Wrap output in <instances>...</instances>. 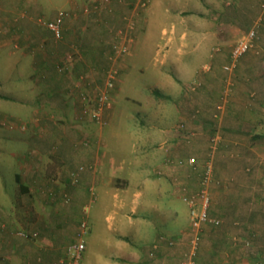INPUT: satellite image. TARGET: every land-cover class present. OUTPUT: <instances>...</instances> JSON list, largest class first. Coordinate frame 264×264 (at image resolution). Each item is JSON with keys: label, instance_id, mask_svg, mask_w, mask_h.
Wrapping results in <instances>:
<instances>
[{"label": "crops", "instance_id": "0c3cea01", "mask_svg": "<svg viewBox=\"0 0 264 264\" xmlns=\"http://www.w3.org/2000/svg\"><path fill=\"white\" fill-rule=\"evenodd\" d=\"M0 4L2 39L20 45V49L27 46V52L23 56L32 54L38 58L35 59L37 61L45 56L38 48L44 40L51 45L50 51H53V34L45 22L41 24L37 21L43 10L35 5L34 0H28L25 6L27 13L19 21L11 20L13 8L5 10L4 0H0ZM111 5L102 10V21L101 16L94 14L95 11L88 15L71 7L66 18L64 16L62 34L66 41L80 36V52L85 54L84 58L79 62V57L67 56V69L58 72L57 62L50 55L47 66H43L45 72H37H40L38 85L35 86L38 89L35 92L37 96L29 105L37 113V119L36 123L31 121L30 126L41 138L36 140L29 155H10L16 165L20 166L17 158H21L22 164L19 174L13 176V181L18 185V196L10 204L3 205L0 202V264H72L70 248L83 240L81 225L87 196L82 193L88 190L97 189L100 206L95 213L86 217L89 230L84 240L87 235L99 236V226L109 232V235H103L102 242L108 250L103 253V264H153L149 254L151 257L156 254L157 257L166 258L168 264H177L180 251L177 247L175 249L170 238H181L185 225H181L177 233L163 231L166 226L172 229L179 220V211L170 208L171 201H174L177 194L174 187L180 180V185L186 186L189 193V186H193L197 189L194 195L198 194L200 190L207 188L210 181L204 180L207 169L211 170V179L213 173L219 185L226 187L225 192L219 188L223 193L222 203L220 202L219 208L210 210L212 215L218 211L223 221L229 222L230 212L235 216L236 206L243 202L246 189H253L256 196L251 197L254 204L248 220L253 224L264 216V10L257 9L251 13L254 25L252 28L263 37L255 43L260 54L252 49L235 61L231 58V52L229 61L218 55L212 60L213 70L200 76V90L195 93L188 90L186 94L190 93L192 96L187 99L180 94L174 97L176 104H182L183 108L188 106L192 111L200 113L197 119L187 123L188 128L193 130L194 137H189L188 134L185 139L183 135H174V132H183V129H177L178 123L172 131H166L165 134L155 128L156 137L143 139V146L146 143H156V146L149 149L143 147L141 153L133 150L129 156L130 162L123 164V176L112 179V161L106 164L100 162L101 157L106 158L102 148L108 147L110 139L89 134L87 127L95 124L89 121L91 116L83 117L79 113L82 110L92 113L97 109L96 105L86 108V102L79 101V75L88 74V78H92L89 88L92 90L99 79V71L110 64L107 59V48L112 38L110 28L122 24L126 10L119 1L113 0ZM55 14L56 12H47L44 20L47 19V23L53 21ZM104 30L107 31L105 38L102 36ZM80 32L83 33L79 35ZM96 40L100 42L99 48L97 42L91 45ZM95 45L98 51L94 49ZM63 54H59L58 59L64 57ZM40 61L44 62V59L40 58ZM232 67L234 71L231 70ZM187 77L182 80L186 79V83L190 84L194 77ZM218 103L223 104L222 110L228 115H223L221 122L216 123L210 118L209 110H216ZM100 114L111 122L114 111L105 108ZM202 117L207 118L208 125L199 122ZM209 126L210 129L224 127V136L222 141H217L218 148L216 147L212 158L207 155V136L203 143L196 131H205ZM164 137L166 140L163 142ZM114 139L116 138L112 139V145ZM5 141L14 142V138ZM43 144L46 145L44 148ZM191 158L197 160V167L188 164ZM96 163L97 166L100 163V168ZM249 164L252 166V173L245 170ZM80 167L85 170L79 174ZM71 179H77V183L74 184ZM117 191H122L124 195L118 200L115 199ZM150 194L155 197L148 198ZM92 195L91 192L90 196ZM69 196L71 199L68 202ZM77 197L78 204L75 203ZM156 209L165 217L160 226L152 221L153 211ZM185 222L190 225V216L189 221L187 216ZM146 233L153 234L148 242ZM160 234L165 235L168 240L158 244Z\"/></svg>", "mask_w": 264, "mask_h": 264}, {"label": "rangeland", "instance_id": "374dc122", "mask_svg": "<svg viewBox=\"0 0 264 264\" xmlns=\"http://www.w3.org/2000/svg\"><path fill=\"white\" fill-rule=\"evenodd\" d=\"M115 1H119L126 10L123 14L122 24L119 27L110 28L112 38L107 48V59L110 64L103 67V71H99V79L96 80L95 87L92 86V90H89L92 78H88V74L79 75V101L86 102V108H92L96 104L98 95L108 90L106 95L108 101L103 109H112L114 115L110 122L108 118L95 112L97 116L100 114L99 124L93 117L94 112L87 111L85 113L82 110L79 113L83 117L91 116L89 121L95 124V126L89 125L87 127L89 134H93L97 138L110 139L107 142V150L102 148V151L106 153V158L104 156L99 160L101 164H106L111 160L113 173L110 177L120 179L123 176V164L130 162L129 156L132 155L133 150L141 153L143 147L149 149L156 146V143L150 145L146 143L143 146V139L156 137L155 128L165 134L166 131H172V128L178 123V127L181 126L183 132H174V135H183L185 139H187L188 134L189 137L191 135L194 137L195 134L192 129L188 128L187 123L197 119L200 113L192 111L188 106L183 108L182 104H176L174 97L180 94L187 99L188 96H192L190 93L186 94L188 90L194 93L200 90L202 86L199 82L200 78L213 70L214 63L212 60L219 55L223 60L228 59L229 61V54L233 47L249 32H255L254 43L263 38L255 28H252L254 25L252 24L253 16L251 13L257 9L264 10V0ZM112 2L113 0H34L35 5L40 6V9L43 10V14H40L41 18L37 17V21L41 24L44 22L47 24L46 21L48 20H44L47 12H56L53 20L56 19L59 12L65 14L66 18L71 7L88 15L95 11L94 14L100 17L104 12L102 10L111 7ZM4 3L5 7L3 8L5 10L13 8L10 14L11 20L19 21L23 18L22 15L26 12L25 6L28 4V0H15L14 2L4 0ZM103 18L101 16L100 20L102 21ZM92 29L91 31H93ZM2 31L0 29V35ZM88 31L90 30L88 29ZM75 33L78 32L75 31ZM82 33L80 32L79 35ZM106 33L107 31L104 30L103 38H105ZM64 38V34L60 39L52 37L54 45L52 52L49 48L51 45L43 39L44 42L38 47L40 53L45 55L43 58L40 57L44 59V62H41L40 58L39 61L35 60L38 58L32 54V57L23 56L24 52H27V46L20 49V45L0 37V156L4 155L3 158L0 157V202L3 205L13 202L19 193L18 185L13 181V176L19 174L22 162L21 158H17L20 166L16 165V161L10 158L11 153H17L18 157L19 155H29L36 140L41 138V135L38 136L33 127L30 126V122H35L37 119L35 117L37 113H34L32 107L29 106L37 96L35 92L38 89L35 86L38 85L37 80L40 77V72L38 74L37 72H45L43 66H47L50 55L54 62H57L56 70L58 72L67 69V56L68 58L70 56L79 57V62L85 56L80 52V36L79 38L76 36L75 39L68 38L67 41ZM5 42L8 45L3 44ZM96 42L99 48V40L92 42L91 45ZM96 45L94 49L98 51ZM253 49L260 54L259 48ZM59 51L64 53V57L58 59V55L61 54ZM94 53L92 52V54ZM56 59L58 61H55ZM188 60L190 63H187ZM224 67L228 68L227 66ZM233 68H231L232 71H234ZM185 76H188L189 79L194 77V80L187 84L186 79L182 80ZM108 82L112 84L110 89L107 86ZM154 91L161 93L165 98L155 96ZM222 103H218V107H215L216 110H209L210 118L216 123L221 122L223 115L225 117L228 115V113L223 112ZM199 122L208 125L206 117L200 118ZM109 123H111L110 126H108ZM222 128L224 127L218 128L217 126L216 129H210L209 126L205 131L196 130L199 132L197 136L203 143L207 136V155L210 158L218 146L217 142H211V140L222 141L224 136V129ZM10 138H14V142L5 141ZM113 138L116 139L112 145ZM165 140L166 137L163 138V142ZM163 142L160 143L159 147L162 146ZM45 146V144L42 145L43 148ZM155 149L154 151H156ZM195 163L192 165L193 167L197 165ZM192 166L191 168H193ZM97 167L100 168V163ZM251 168V164L246 166V172L252 173ZM84 170V167H80L79 174ZM194 171H197V175L199 174L196 168ZM210 173L208 174L209 177ZM152 174L155 173L152 172ZM161 175L165 176L162 173ZM211 175L212 179L210 178L207 184L210 199L207 217L212 219L216 217L219 220V225L204 224L200 228L198 239H194L195 234L191 232L190 225L185 222L187 216L189 221L190 215L188 205L184 202L187 195L193 196L197 189L189 186V193L186 186L180 185V180L179 183L176 182L175 184L174 188L177 194L174 196V201H171L170 208L179 211V222L177 221V225L172 229L166 226L163 231L177 233L181 229V225H185L181 238H170L171 242L175 244V249L177 247L180 251L177 264H264V216L260 217V222L257 223L252 224L248 220V214L252 211L254 204L251 197L252 195L256 196L255 190L246 189L243 202L236 206L235 216L234 214L231 215L230 212L231 219L226 223L223 221V217L218 215L217 210L214 215L210 213L212 208L220 207L222 192H225L224 189L226 188L219 185L213 173ZM71 182L76 184L77 179ZM219 188L222 192L219 191ZM89 192H92L93 195L90 196ZM116 193L115 199L117 198V200L124 196L122 191ZM82 194L87 196L82 216V221L86 223L87 229L84 230L83 240H81L86 246L81 254L79 264H103V253L107 250V246L102 242L103 235L106 233L109 235V232L105 231L104 227L99 226L97 227L99 236L87 235L84 240V236L89 230L86 217L88 218L95 213L100 206L98 191L97 189L88 190ZM149 196L148 198L155 197L152 194ZM69 199H71L70 196L67 199L68 202ZM77 202L79 203L78 197L75 203ZM212 205L214 206L212 207ZM157 209L153 211L152 221L155 225L159 224L160 226L165 217ZM159 209L162 207L159 206ZM152 235L146 233V242L150 241ZM166 240L168 239L165 235L160 234L158 236V244ZM150 255L153 264H168L169 262L164 257H157L156 254H153V257Z\"/></svg>", "mask_w": 264, "mask_h": 264}, {"label": "built area", "instance_id": "2783aa9c", "mask_svg": "<svg viewBox=\"0 0 264 264\" xmlns=\"http://www.w3.org/2000/svg\"><path fill=\"white\" fill-rule=\"evenodd\" d=\"M63 19H64V14L62 12H59L55 20L50 21L46 24L47 28L51 31L54 38L56 39H60L62 37L61 28H62ZM255 37H256L255 32L251 31L244 38H241L236 43V45L233 47L231 51L232 60L235 61L239 59L241 56L245 55L247 52L253 49L254 44H255L254 41L256 39ZM226 69L228 70L229 68H226ZM107 86L110 89L112 87L111 82H108ZM107 91L98 95V98L95 104L97 109L95 110V112L100 113L103 109V106H105V104L107 103L108 101V98H107L108 96H106L108 94ZM93 117L96 121L100 123V120H99L101 118L100 114L98 116L95 114L93 115ZM178 129H181V126L178 127ZM211 142L216 143L217 139H212ZM194 163H195V160L193 158L188 160V164L194 165ZM208 171L210 173L209 169H207L204 172V180L206 182L210 180ZM184 202L186 203V205H188V208H189L190 230L191 232H193V234H195L194 239H198L197 238L198 233L200 231L201 226H203L204 224L211 223L212 225H215V226L219 225V220H217L216 218L212 219V218L207 217L208 207L210 204V199H209L207 188L200 190L198 194L196 195H193V196L187 195V197L184 199ZM81 227H82V232H83L82 234H84L85 233L84 230L87 229L86 223L83 222ZM84 249H85V246L82 243V241H80L79 243H77L76 245L70 248L72 264H79L81 254L84 251Z\"/></svg>", "mask_w": 264, "mask_h": 264}, {"label": "trees", "instance_id": "16d2710c", "mask_svg": "<svg viewBox=\"0 0 264 264\" xmlns=\"http://www.w3.org/2000/svg\"><path fill=\"white\" fill-rule=\"evenodd\" d=\"M153 94H154L155 96H157V97L165 98L164 95H162V94L159 93V92L154 91Z\"/></svg>", "mask_w": 264, "mask_h": 264}]
</instances>
